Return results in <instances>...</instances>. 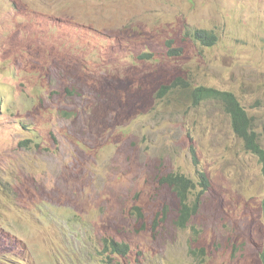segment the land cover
I'll list each match as a JSON object with an SVG mask.
<instances>
[{
    "label": "rangeland",
    "instance_id": "374dc122",
    "mask_svg": "<svg viewBox=\"0 0 264 264\" xmlns=\"http://www.w3.org/2000/svg\"><path fill=\"white\" fill-rule=\"evenodd\" d=\"M178 77L264 148V0H0V264H262L261 164ZM169 173L197 184L186 229Z\"/></svg>",
    "mask_w": 264,
    "mask_h": 264
},
{
    "label": "trees",
    "instance_id": "16d2710c",
    "mask_svg": "<svg viewBox=\"0 0 264 264\" xmlns=\"http://www.w3.org/2000/svg\"><path fill=\"white\" fill-rule=\"evenodd\" d=\"M187 37L192 38L194 41L200 42L204 46H212L217 41V35L213 31L206 29H194L187 32ZM168 54L170 56H180L183 51L173 47L172 40L168 42ZM149 54H142L140 58H146ZM190 83L185 79L178 77L168 85H164L161 88V92L165 93L172 88L182 86L188 89L190 97L195 104L208 99H213L221 102L224 105L225 111L230 117L231 127L234 134L242 140L244 148L254 154L257 157L258 162L261 164L262 176L264 180V148L261 145L256 131L253 129L252 119L247 113L245 107L238 100L236 95L231 91H223L212 87L195 86L190 87ZM199 186L201 187L200 195L209 188V180L203 172H199ZM161 183L171 188L177 195L179 201L178 214L174 221V224L179 229H186L193 217L199 210L201 199L197 197L192 200L190 194L196 188L195 182L180 173H169L162 176ZM140 211V208H137ZM263 212H264V198H263ZM165 216L162 217L161 222L164 221ZM158 223L155 220L154 225ZM106 251L111 253L125 254L129 250L127 244L117 243L111 240L108 241L104 238ZM108 243L110 247H108ZM204 252L203 249H201ZM195 253V250L191 251ZM261 261L264 264V248L261 252Z\"/></svg>",
    "mask_w": 264,
    "mask_h": 264
}]
</instances>
